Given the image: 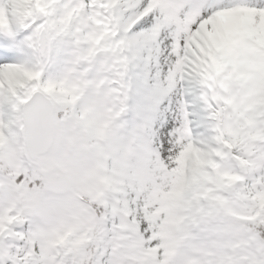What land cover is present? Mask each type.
Masks as SVG:
<instances>
[{"label": "snow or ice", "instance_id": "1", "mask_svg": "<svg viewBox=\"0 0 264 264\" xmlns=\"http://www.w3.org/2000/svg\"><path fill=\"white\" fill-rule=\"evenodd\" d=\"M0 264H264V0H0Z\"/></svg>", "mask_w": 264, "mask_h": 264}]
</instances>
